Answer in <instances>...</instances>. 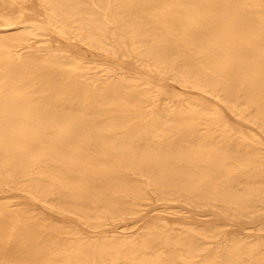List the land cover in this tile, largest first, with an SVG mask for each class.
<instances>
[{
	"label": "bare ground",
	"instance_id": "bare-ground-1",
	"mask_svg": "<svg viewBox=\"0 0 264 264\" xmlns=\"http://www.w3.org/2000/svg\"><path fill=\"white\" fill-rule=\"evenodd\" d=\"M0 264H264V0H0Z\"/></svg>",
	"mask_w": 264,
	"mask_h": 264
},
{
	"label": "rangeland",
	"instance_id": "rangeland-1",
	"mask_svg": "<svg viewBox=\"0 0 264 264\" xmlns=\"http://www.w3.org/2000/svg\"><path fill=\"white\" fill-rule=\"evenodd\" d=\"M68 49L75 54L81 55V52L76 50L73 46H68ZM90 60L96 61V62H101L103 63L106 67L109 68H115V67H121L123 69L124 72L128 73V74H143L140 69L134 65L133 63H120L118 61L112 60V59H100V58H92ZM162 83L170 90V91H177L178 93H181L183 95H189L191 93L190 89H186V88H182V87H178L176 85H174L172 82L168 81V80H164L162 81ZM170 103H174L177 104V98L176 97H170L168 100ZM167 101L161 100V103H164ZM225 116H226V120L228 121L229 124L233 125V126H237V127H244L245 125L240 122L237 118H235L226 108H222ZM6 195H17L18 198L16 197V200L18 199L19 201L22 200V197L18 195V193L16 192H10V193H5ZM156 203L154 202V206ZM33 207L36 209V211L38 213H40L41 215H44L50 219H56V220H60L62 222H64L65 224L71 225V226H76L78 227L83 233H86L88 231V229L79 226V224L66 219L64 217H60L57 214L50 212L44 208H42L41 206H39L38 204H33ZM179 209H182L183 212L182 213H170V212H157L153 210V207L147 206L145 211L143 213H141L140 215H138L134 222H135V226L140 227L142 225H144L146 222L155 219L157 216H162L163 218H165L168 222L170 223H190V224H195V223H212L215 221L214 217H209V216H204L201 215L202 212H198L196 210L184 207V206H180L178 205ZM244 225H241L239 227H237V229L239 231H244ZM118 231H121V229H118ZM129 231V230H127ZM245 232V231H244Z\"/></svg>",
	"mask_w": 264,
	"mask_h": 264
}]
</instances>
